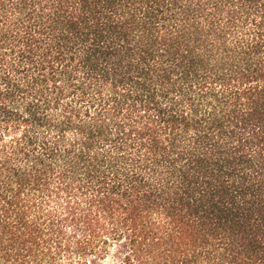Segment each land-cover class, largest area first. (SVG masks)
I'll list each match as a JSON object with an SVG mask.
<instances>
[{
  "label": "trees",
  "instance_id": "16d2710c",
  "mask_svg": "<svg viewBox=\"0 0 264 264\" xmlns=\"http://www.w3.org/2000/svg\"><path fill=\"white\" fill-rule=\"evenodd\" d=\"M0 264H264V0H0Z\"/></svg>",
  "mask_w": 264,
  "mask_h": 264
}]
</instances>
